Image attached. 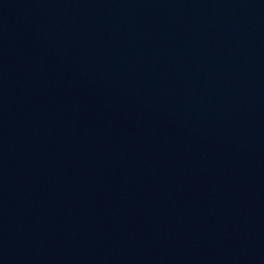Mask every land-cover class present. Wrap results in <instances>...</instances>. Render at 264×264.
Segmentation results:
<instances>
[{
	"label": "water",
	"instance_id": "water-1",
	"mask_svg": "<svg viewBox=\"0 0 264 264\" xmlns=\"http://www.w3.org/2000/svg\"><path fill=\"white\" fill-rule=\"evenodd\" d=\"M0 264H264V0H0Z\"/></svg>",
	"mask_w": 264,
	"mask_h": 264
}]
</instances>
